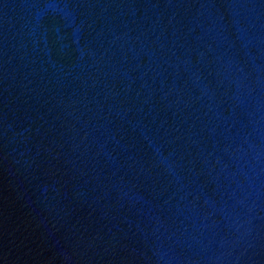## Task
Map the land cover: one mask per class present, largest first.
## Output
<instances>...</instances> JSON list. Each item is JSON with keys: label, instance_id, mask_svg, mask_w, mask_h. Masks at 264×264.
I'll return each instance as SVG.
<instances>
[{"label": "water", "instance_id": "water-1", "mask_svg": "<svg viewBox=\"0 0 264 264\" xmlns=\"http://www.w3.org/2000/svg\"><path fill=\"white\" fill-rule=\"evenodd\" d=\"M214 95L237 264H264V0H213Z\"/></svg>", "mask_w": 264, "mask_h": 264}]
</instances>
